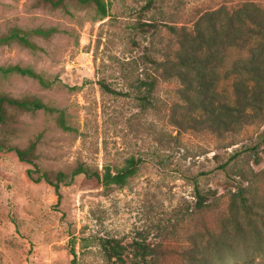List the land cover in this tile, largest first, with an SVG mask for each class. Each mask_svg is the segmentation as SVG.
I'll list each match as a JSON object with an SVG mask.
<instances>
[{
	"label": "rangeland",
	"instance_id": "obj_1",
	"mask_svg": "<svg viewBox=\"0 0 264 264\" xmlns=\"http://www.w3.org/2000/svg\"><path fill=\"white\" fill-rule=\"evenodd\" d=\"M108 16L92 7L54 10L36 0H0V36L12 28L55 27L50 37L29 35L30 51L0 47V66L32 68L52 84L0 76V94L35 97L63 113L8 109L0 142L19 148L36 141L33 163L41 171L70 172L78 165L115 171L138 160L122 188H92L82 176L61 187L58 199L45 182L26 176L34 166L0 151V264H107L100 243L116 239L145 245L151 264H177L193 244L218 233L232 194L242 187L252 228L235 243V264H264V113L228 129L207 124L178 103L176 81L157 80L153 60L173 59L175 36L202 10L264 0H104ZM151 24L139 30V25ZM104 84L112 92L102 88ZM219 98L230 94L228 82ZM222 96V97H221ZM36 178L37 175L35 174ZM194 183L209 206L195 209ZM259 249V251H258Z\"/></svg>",
	"mask_w": 264,
	"mask_h": 264
},
{
	"label": "trees",
	"instance_id": "obj_2",
	"mask_svg": "<svg viewBox=\"0 0 264 264\" xmlns=\"http://www.w3.org/2000/svg\"><path fill=\"white\" fill-rule=\"evenodd\" d=\"M39 5L54 10L68 12V7H92L99 18L108 16L104 0H36ZM141 29L153 27L151 24L139 25ZM175 36L176 52L173 59L153 60L154 73L144 86L152 92L157 80L176 81L178 100L185 109L195 115L206 117L207 124L217 129L242 126L257 120L264 113V7L252 2L233 5H221L216 9L200 11L190 27L177 30L168 27ZM50 27L24 32L12 28L6 35L0 36V47L17 44L30 51L36 46L29 35L50 37L58 33ZM16 75L27 77L49 88L51 82L32 68L18 65L0 66V76ZM223 82L229 83L230 94L219 98V88ZM102 88L112 92L107 86ZM8 109L34 113L43 111L48 114L59 113L58 125H65L63 113L44 104L35 97L13 98L0 94V125L9 118ZM36 141L25 148L0 142V151L13 152L18 160L34 166L28 169L26 176L34 183L45 182L51 186L58 199L61 187L71 186L79 176L92 188H122L138 170V160L128 159L123 168L100 172L84 165H78L70 172L41 171L33 163ZM37 175L35 178L34 175ZM195 209L204 210L209 206V195L194 183ZM250 207L244 188L240 187L230 197L227 221L220 232L203 238L193 244V253L182 254L177 264H235L244 259L234 255V245L243 241L244 225L252 228L249 218ZM260 250L264 249V238L257 236ZM103 258L107 264H151L148 248L138 241L128 246L116 239H103L100 243ZM259 251V249H258ZM264 252V251H263Z\"/></svg>",
	"mask_w": 264,
	"mask_h": 264
}]
</instances>
